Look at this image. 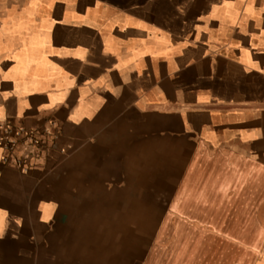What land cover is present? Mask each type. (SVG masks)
I'll return each instance as SVG.
<instances>
[{"label": "crops", "instance_id": "0c3cea01", "mask_svg": "<svg viewBox=\"0 0 264 264\" xmlns=\"http://www.w3.org/2000/svg\"><path fill=\"white\" fill-rule=\"evenodd\" d=\"M0 264H264V0H0Z\"/></svg>", "mask_w": 264, "mask_h": 264}, {"label": "built area", "instance_id": "2783aa9c", "mask_svg": "<svg viewBox=\"0 0 264 264\" xmlns=\"http://www.w3.org/2000/svg\"><path fill=\"white\" fill-rule=\"evenodd\" d=\"M42 138L46 140L50 138L58 140L59 134L56 131V126L50 124L49 127L43 130H30L24 127L6 126L3 130V137L0 139V143L7 151V154L2 159L3 162L9 164L13 161L21 172L25 174L28 173L30 169L29 166L24 159L17 155V152L23 143L27 142L33 145H39L43 142Z\"/></svg>", "mask_w": 264, "mask_h": 264}]
</instances>
